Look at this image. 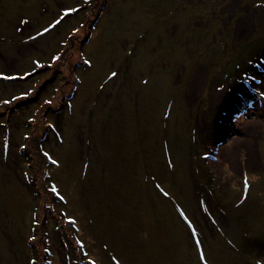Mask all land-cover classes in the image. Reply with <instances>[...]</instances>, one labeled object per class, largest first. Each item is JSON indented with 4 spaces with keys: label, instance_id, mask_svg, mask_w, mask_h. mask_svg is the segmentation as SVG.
<instances>
[{
    "label": "rangeland",
    "instance_id": "obj_1",
    "mask_svg": "<svg viewBox=\"0 0 264 264\" xmlns=\"http://www.w3.org/2000/svg\"><path fill=\"white\" fill-rule=\"evenodd\" d=\"M227 1L0 0V264H264V8Z\"/></svg>",
    "mask_w": 264,
    "mask_h": 264
},
{
    "label": "flooded vegetation",
    "instance_id": "obj_2",
    "mask_svg": "<svg viewBox=\"0 0 264 264\" xmlns=\"http://www.w3.org/2000/svg\"><path fill=\"white\" fill-rule=\"evenodd\" d=\"M222 1L224 2L225 0ZM223 2H221V5L219 4L220 5L219 8L221 9L227 8V10H229V14L221 18L222 20H224V17L226 18L225 19L226 22L225 21L222 22V23L225 22L222 30H225L227 32L232 31V34L236 29V27L243 22V19L240 18L244 17V15L240 13V10H243L245 12V15H248L250 13L253 14V19H254V14L257 13V10L261 7L264 8V0H231V1L229 0L226 3ZM233 20H235V23H233L230 27H228ZM238 39H240V37Z\"/></svg>",
    "mask_w": 264,
    "mask_h": 264
},
{
    "label": "snow or ice",
    "instance_id": "obj_3",
    "mask_svg": "<svg viewBox=\"0 0 264 264\" xmlns=\"http://www.w3.org/2000/svg\"><path fill=\"white\" fill-rule=\"evenodd\" d=\"M69 11H75V9H69ZM47 30L48 29H45L44 31H47ZM56 59H58V57H53V60H56ZM26 75H28V74H26ZM111 75L112 76H116L117 74L116 73H112ZM8 79H13V77H8ZM15 99H18V98L17 97H13V100H15ZM3 103L4 104H8V103H10V101L5 100V101H3ZM53 163H55V161H53ZM247 188H248V183H247V181H245V190H247ZM52 191L55 192L56 191V188L53 187L52 188ZM201 260H204V257L203 256H201ZM92 264H94V262H92Z\"/></svg>",
    "mask_w": 264,
    "mask_h": 264
},
{
    "label": "trees",
    "instance_id": "obj_4",
    "mask_svg": "<svg viewBox=\"0 0 264 264\" xmlns=\"http://www.w3.org/2000/svg\"><path fill=\"white\" fill-rule=\"evenodd\" d=\"M83 41V40H82ZM245 85H246V81H245V83H244ZM240 108V107H239ZM239 108H237V109H235L234 111H232L231 113H230V121H232L233 123L237 120L236 119V116H237V113L239 112ZM198 128H196V131H195V135L198 133ZM204 136V135H203ZM196 139V138H195ZM197 140H198V138H197Z\"/></svg>",
    "mask_w": 264,
    "mask_h": 264
},
{
    "label": "bare ground",
    "instance_id": "obj_5",
    "mask_svg": "<svg viewBox=\"0 0 264 264\" xmlns=\"http://www.w3.org/2000/svg\"><path fill=\"white\" fill-rule=\"evenodd\" d=\"M246 141V143L249 145L250 144V139H249V137H247V139L245 140ZM233 163H235V161L233 160Z\"/></svg>",
    "mask_w": 264,
    "mask_h": 264
}]
</instances>
